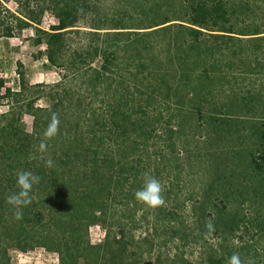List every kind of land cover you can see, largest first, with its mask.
<instances>
[{"label":"trees","instance_id":"trees-1","mask_svg":"<svg viewBox=\"0 0 264 264\" xmlns=\"http://www.w3.org/2000/svg\"><path fill=\"white\" fill-rule=\"evenodd\" d=\"M14 2L20 29L52 14L45 58L63 74L34 87L48 105H26L30 132L0 124V264L36 248L58 264H264V0ZM21 170L41 179L16 209ZM146 172L163 206L136 200Z\"/></svg>","mask_w":264,"mask_h":264},{"label":"rangeland","instance_id":"rangeland-1","mask_svg":"<svg viewBox=\"0 0 264 264\" xmlns=\"http://www.w3.org/2000/svg\"><path fill=\"white\" fill-rule=\"evenodd\" d=\"M19 9L14 0L0 2V81L3 83L0 93V115L7 112L11 114L8 119L0 120V124L18 121L22 130L30 132L33 117L26 105L31 101L33 108L48 105V101L37 94L40 89L34 87L59 82L63 72L61 69L50 66L45 58V45L41 31L48 32L57 24L52 14L48 11L44 12L38 26L29 25L20 29L14 19L19 16ZM22 87L27 88V91L22 94L17 103L8 98H2L5 89L19 92ZM94 226L89 228L88 237L91 244L99 245L103 239L100 230L93 228ZM100 229L103 231L102 228ZM140 231H142L141 228L136 235ZM161 253H166L164 247L156 254ZM151 257L147 255L145 263L153 264ZM12 264H58V260L56 254L36 248L27 253H17Z\"/></svg>","mask_w":264,"mask_h":264},{"label":"clouds","instance_id":"clouds-1","mask_svg":"<svg viewBox=\"0 0 264 264\" xmlns=\"http://www.w3.org/2000/svg\"><path fill=\"white\" fill-rule=\"evenodd\" d=\"M59 118L56 113H52L47 127L43 132V139L39 144V151H47V141L55 138L59 132ZM46 168L54 167V161L47 159L44 162ZM143 185L135 192V198L138 202L143 203L146 206L156 208L165 204L163 193V186L158 179L149 173H143ZM41 177L34 174L31 171L21 170L16 173V187L17 191L12 192L6 197V203L13 206L16 209L26 207L32 203L33 197L31 195L33 186L39 184ZM15 218L17 220L22 219V212L16 211ZM205 233L206 237L215 231L214 224L211 220L206 221ZM227 264H254L251 258L242 260L239 254L234 253L228 258Z\"/></svg>","mask_w":264,"mask_h":264},{"label":"built area","instance_id":"built-area-1","mask_svg":"<svg viewBox=\"0 0 264 264\" xmlns=\"http://www.w3.org/2000/svg\"><path fill=\"white\" fill-rule=\"evenodd\" d=\"M93 228H96L97 230H100L101 236H102V239H103L104 238V231H102L98 225H95Z\"/></svg>","mask_w":264,"mask_h":264}]
</instances>
